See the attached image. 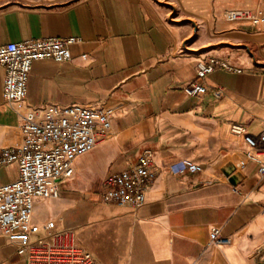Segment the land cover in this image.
Segmentation results:
<instances>
[{
  "label": "crops",
  "instance_id": "0c3cea01",
  "mask_svg": "<svg viewBox=\"0 0 264 264\" xmlns=\"http://www.w3.org/2000/svg\"><path fill=\"white\" fill-rule=\"evenodd\" d=\"M261 6L262 0H0V45L79 39L69 61L32 65L26 103L100 106L112 127L109 139L75 159L58 199L36 200L33 221L72 230L99 264L264 263V180L254 161L234 169L246 145L230 130L239 123L257 137L264 128V25L224 19L227 10ZM208 57L241 72L216 69L205 78L206 93L186 95L182 84ZM4 76L0 65V148L21 142L20 117L2 98ZM216 86L223 89L219 98ZM145 150L154 171L144 204L132 211L101 201L103 178L130 169ZM184 159L203 172L171 173ZM17 177L16 164L0 167V184ZM213 227L229 241L212 244ZM0 264H24L3 236Z\"/></svg>",
  "mask_w": 264,
  "mask_h": 264
},
{
  "label": "built area",
  "instance_id": "2783aa9c",
  "mask_svg": "<svg viewBox=\"0 0 264 264\" xmlns=\"http://www.w3.org/2000/svg\"><path fill=\"white\" fill-rule=\"evenodd\" d=\"M224 19L229 23L263 26L264 0L260 8L227 10ZM78 40L47 37L0 45V65L5 71L2 98L21 120L20 144L0 148V167L16 164L18 169L15 180L0 184V236L16 245L24 264H99L96 257L78 243L72 230L56 229L54 221L41 225L33 221L36 200L58 199L59 183L74 176L75 159L112 135L110 120L100 106L33 107L26 103L32 65L43 60L69 61L70 46ZM216 69L241 72L223 58L208 57L196 71L195 79L182 84V91L188 96L206 93L209 87L205 78ZM213 94L221 97L222 87H214ZM230 130L242 136L246 145L244 160L234 169L244 168L247 161H254L259 164V179L264 180V128L257 137L239 123H233ZM169 170L173 174H199L204 168L184 159L171 165ZM153 171L151 152L145 150L130 169L110 172L103 178L101 201L137 211L145 202L144 193ZM209 238L214 245L229 241L220 236L218 227L211 228Z\"/></svg>",
  "mask_w": 264,
  "mask_h": 264
},
{
  "label": "rangeland",
  "instance_id": "374dc122",
  "mask_svg": "<svg viewBox=\"0 0 264 264\" xmlns=\"http://www.w3.org/2000/svg\"><path fill=\"white\" fill-rule=\"evenodd\" d=\"M67 184L65 183V184H63V183H60L59 184V189L61 188V189H66L67 188ZM263 256H264V249H263ZM263 260H264V257H263Z\"/></svg>",
  "mask_w": 264,
  "mask_h": 264
},
{
  "label": "water",
  "instance_id": "95a60500",
  "mask_svg": "<svg viewBox=\"0 0 264 264\" xmlns=\"http://www.w3.org/2000/svg\"><path fill=\"white\" fill-rule=\"evenodd\" d=\"M259 264H264V263H259Z\"/></svg>",
  "mask_w": 264,
  "mask_h": 264
}]
</instances>
